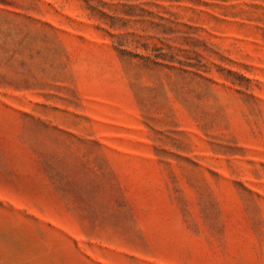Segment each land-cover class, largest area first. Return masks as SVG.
<instances>
[{
  "label": "rangeland",
  "instance_id": "obj_1",
  "mask_svg": "<svg viewBox=\"0 0 264 264\" xmlns=\"http://www.w3.org/2000/svg\"><path fill=\"white\" fill-rule=\"evenodd\" d=\"M0 264H264V0H0Z\"/></svg>",
  "mask_w": 264,
  "mask_h": 264
}]
</instances>
